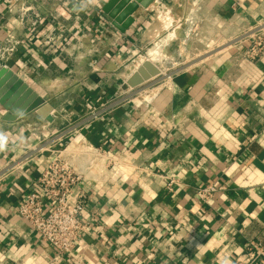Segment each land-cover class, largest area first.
Masks as SVG:
<instances>
[{
  "label": "crops",
  "instance_id": "1",
  "mask_svg": "<svg viewBox=\"0 0 264 264\" xmlns=\"http://www.w3.org/2000/svg\"><path fill=\"white\" fill-rule=\"evenodd\" d=\"M108 1L0 0V64L53 108L52 122L36 111L8 122L0 105V264H233L250 242L264 245V51L243 56L264 0L167 5L195 8L200 48L217 50L174 60L165 84L146 89L127 85L126 64L158 36L156 8H140L123 34L103 16ZM171 45L181 58L185 40ZM83 139L113 162L81 183L90 228L56 258L17 211L50 150Z\"/></svg>",
  "mask_w": 264,
  "mask_h": 264
},
{
  "label": "built area",
  "instance_id": "2",
  "mask_svg": "<svg viewBox=\"0 0 264 264\" xmlns=\"http://www.w3.org/2000/svg\"><path fill=\"white\" fill-rule=\"evenodd\" d=\"M22 11L25 13L26 9ZM263 51L264 27L257 30L243 56L256 61ZM2 67L9 66L0 64V69ZM98 115L94 112L91 117L97 118ZM50 156L48 165L35 179L33 190L25 196L17 214L55 250L57 258L71 256L90 228V223L83 218L87 196L80 187L81 183L88 176L96 178L102 172V163L107 166L113 159L107 150L92 145L86 139L75 145L52 149ZM215 193V186L208 185L199 189L197 195L207 202ZM233 264H264V245L250 242Z\"/></svg>",
  "mask_w": 264,
  "mask_h": 264
},
{
  "label": "rangeland",
  "instance_id": "3",
  "mask_svg": "<svg viewBox=\"0 0 264 264\" xmlns=\"http://www.w3.org/2000/svg\"><path fill=\"white\" fill-rule=\"evenodd\" d=\"M174 2L175 0H159L153 5L156 10L151 13V17L154 26L159 29V34L156 39L149 41L150 43L146 45L144 51L140 52L136 58H130L126 64L127 66H130V70L128 71L130 76L127 80V85L132 89L140 86V89H146L155 84V87H157L158 82L160 81H162V84H165L163 81L166 80V77L169 79L168 75L166 76L167 68L172 67L171 65L174 60L178 61L179 58L182 62L185 59L187 63H191L194 62L195 59L206 58L217 50V46L209 44L208 41V44H203L202 48H200L199 33L200 27H203L204 24V17H201L195 8H191L189 5H187V8H168V6H172ZM193 2L194 0H188L189 4H192ZM169 35V42L171 39L175 40L176 35L178 38L181 37V39L185 40V44H187L185 45L186 51L181 58L178 57V53L180 52L178 47L174 48L173 45L168 46L169 42L166 41V38ZM137 58L140 59L137 61ZM148 63L154 70L150 71L149 68L145 67ZM144 77H146V79ZM139 78H143L142 83L133 87L129 84ZM156 92L157 89L151 92L149 97L147 95V97L151 99Z\"/></svg>",
  "mask_w": 264,
  "mask_h": 264
},
{
  "label": "water",
  "instance_id": "4",
  "mask_svg": "<svg viewBox=\"0 0 264 264\" xmlns=\"http://www.w3.org/2000/svg\"><path fill=\"white\" fill-rule=\"evenodd\" d=\"M156 0H109L103 7L104 18L119 32L125 34L135 22L134 13L140 8L148 9ZM146 68L152 69L148 63ZM154 73V72H153ZM141 77V76H140ZM148 77V76H147ZM146 79V77H144ZM143 82V78L129 83L132 87ZM0 105L8 113L4 120L15 122L20 118L36 111L49 122L53 121L51 115L53 108L46 100L36 93L22 78L10 67L0 69Z\"/></svg>",
  "mask_w": 264,
  "mask_h": 264
},
{
  "label": "clouds",
  "instance_id": "5",
  "mask_svg": "<svg viewBox=\"0 0 264 264\" xmlns=\"http://www.w3.org/2000/svg\"><path fill=\"white\" fill-rule=\"evenodd\" d=\"M7 144V136L4 133L0 132V151H3L7 147Z\"/></svg>",
  "mask_w": 264,
  "mask_h": 264
},
{
  "label": "bare ground",
  "instance_id": "6",
  "mask_svg": "<svg viewBox=\"0 0 264 264\" xmlns=\"http://www.w3.org/2000/svg\"><path fill=\"white\" fill-rule=\"evenodd\" d=\"M168 26H172V25H168ZM168 29V28H167ZM172 35V34H171ZM172 36H174V35H172ZM172 40V39H171ZM148 97H149V95H148ZM148 99H150V98H148ZM147 100V99H146Z\"/></svg>",
  "mask_w": 264,
  "mask_h": 264
}]
</instances>
